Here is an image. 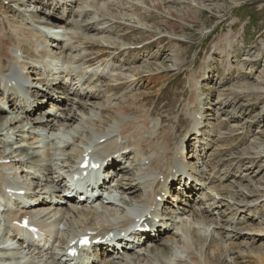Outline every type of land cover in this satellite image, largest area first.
<instances>
[{"label": "rangeland", "instance_id": "obj_1", "mask_svg": "<svg viewBox=\"0 0 264 264\" xmlns=\"http://www.w3.org/2000/svg\"><path fill=\"white\" fill-rule=\"evenodd\" d=\"M4 1L6 2H0L2 38L8 37L13 31L12 24L17 23L19 27L23 24L26 36L35 35L31 40L34 43L38 35L35 28L29 24L39 27V23L45 19L57 27L54 29H59L53 31L54 35L50 37L61 45L63 35H69L68 28L71 27L64 22L76 20L87 21L97 30L103 29L105 32L99 34L92 26L81 29V33L87 38L104 37L111 43H119V46L116 44L112 49L107 48L97 54L99 50L97 48L102 50L106 48L107 43L95 42L94 44H98L99 47L93 49L89 47L91 43L84 44L82 43L84 41H79L75 43L77 44L75 49L71 44L64 45V48L55 55H62L65 60L82 59L84 65L86 61L92 60L91 71L96 73V76L100 72L107 73L110 68H116L119 74L133 68L138 69L140 76L133 87L118 85V89L110 92L109 96H114L112 104H118L126 97L128 100L132 94H142L143 97L139 100L140 103H137V107L144 111L142 110L139 115L147 116L151 120L152 131L156 130L155 121L162 124L161 129L173 125L182 132L176 134V137L173 134L170 138H175V141L182 140L189 135L185 134V131L190 127V123L187 126V122L190 121L193 111L198 106L203 108L204 135L202 139L189 141L188 155L201 151L203 156L196 163L197 168L207 174L215 170L212 186L223 188L227 193L225 195L232 193L236 202L231 209L226 200L222 201L216 193H210L211 196L207 193L202 202L212 209L217 207L212 217L209 213V218L214 222L223 225L229 232L232 229L239 230L229 234V238L221 235L227 245L223 246L227 251L228 261L223 264H234L235 260L237 264H259L256 257L264 255V236L256 233V229L264 225V0H88L87 3L82 0L76 2L51 0L50 2L54 1L56 6L50 3L49 8L43 7L48 0H10L9 2L13 4L11 8L7 5L8 0ZM18 7L24 10V15L16 12ZM80 7H83L81 10L86 12L88 17L80 15ZM62 9L64 14L69 16L62 21L64 25L59 27L58 21L62 20L59 17L65 18ZM70 15H73V19ZM92 15H96L97 18L91 19ZM11 36L13 41L6 37L4 43H16L17 39L26 37L12 34ZM43 40L45 47L48 40L46 38ZM25 45L32 51L30 44ZM128 46H142L143 49L123 52ZM54 47L56 46L51 45V49ZM175 54L180 60L177 68L172 67L175 63ZM24 58L27 61V58ZM110 58L115 62L112 60L113 65L106 67ZM103 61L105 65L98 67ZM52 64L59 66L60 62L54 60ZM72 73L74 72L65 69L64 74ZM128 75L126 73L124 76L129 77ZM95 85L102 90L101 83ZM72 89L78 91L82 101L88 100L84 98L87 90H81L79 87ZM102 95L97 97L98 100L91 99L92 102L88 104L102 103L104 100ZM196 95H201L200 105L199 101L196 103ZM0 97L4 100L1 104L5 103L4 106H7L8 98L4 99L2 92ZM105 104L107 106L109 103ZM11 106L9 103L8 107ZM188 109L193 111L187 112ZM69 110L70 106L65 112ZM84 112L87 113L86 110ZM9 113L11 112L8 110ZM132 113V116L135 114L137 116L136 111ZM161 116L162 121L159 120ZM19 118L26 120L23 116ZM159 128L160 126L157 130ZM71 130L72 128H69V132H72ZM184 134L185 137L182 138ZM16 135L11 131L4 138L8 139V142L3 144L7 152L11 146L15 148L23 145V141H27ZM144 136L151 137L149 134ZM188 140L187 138L186 142ZM181 142L175 144L179 145ZM13 156L17 161L26 159L25 153ZM182 156L185 160L183 153ZM18 171L21 173V168L16 172ZM127 174L131 176L133 171ZM124 183L125 181H121V185ZM211 198L214 200H210ZM191 207L184 209V216L190 214L188 211H191ZM236 233L239 234L235 235Z\"/></svg>", "mask_w": 264, "mask_h": 264}, {"label": "bare ground", "instance_id": "obj_2", "mask_svg": "<svg viewBox=\"0 0 264 264\" xmlns=\"http://www.w3.org/2000/svg\"><path fill=\"white\" fill-rule=\"evenodd\" d=\"M70 1L76 2V0ZM82 1L85 3L88 2V0ZM81 8L83 7H80V15L84 14L88 17L89 15H86V12L81 10ZM92 18L95 19L97 16L92 15L91 19ZM64 20H66V18ZM136 20L138 21L137 18ZM97 21H99V19L96 20V22ZM48 22L47 20L42 19L39 26L44 30L57 28L55 25H51ZM96 22L95 24L99 25V23ZM64 23L71 26L68 28L70 34L67 36L63 35V40L60 41L63 46L60 48L54 47V49H51V45H54L55 43L57 45L59 42L52 40L51 37L46 38L40 29H35L38 37L35 39L34 43H32L31 40L35 38L34 34L28 35L30 36L28 37L26 36L27 34H25L26 29L23 27V24L19 27V24L11 23L13 31L10 32L8 37L5 36V38L7 37L13 41V39H11V34L26 37L23 39H17L16 43H4L5 38L0 36V84H2L3 78H8L9 76L14 77L12 69L13 66H17L20 73L25 74V76L36 73L37 70L39 71V69H41L42 72L36 74L38 77L35 78L36 82L33 84L38 89L41 87L46 91V89H49V85L51 84L50 81L55 82L59 77H62L63 79L65 78L66 80L70 79L71 82L73 81V84H69L71 87L76 86L77 80L80 89H82V87H85V90L88 89L91 85L90 80H84L82 82V77L86 74V71L81 66H88L92 61L85 60L86 65H84V63H82L84 60L82 59L65 60L62 55L56 56L55 54H57V52L59 53L60 50L64 48V45L68 46L71 44L72 48L75 49L77 47V44L75 43H78L79 41H84L82 42L84 44L91 43L89 47L93 49L99 47L98 44H94L95 42L98 43L99 41H104L107 43L106 48L102 50H100L101 48H97L99 49L97 50V54L103 52L107 48L112 49L117 43H111L104 37L100 39L87 38L85 34L80 31L81 29L91 28V23H88L87 21L78 22L72 20L71 22ZM92 28H94L99 34L105 33L103 29H100L101 31L97 30L94 25ZM50 35L53 36L54 32L52 31ZM45 38L48 40V44L43 47V43H45L43 39ZM91 40H94V42H91ZM26 43L31 45L33 52L28 49L25 45ZM117 45L119 46L120 44L118 43ZM123 46H125V44H123ZM24 57L31 61L24 60ZM60 57L64 60L62 62L63 65H53L52 63L54 60L61 63ZM177 57V54H175V63L172 67L177 68L180 64L178 62L180 60ZM112 60L114 59L112 58ZM5 62L7 63V67L4 65ZM69 65L70 67L67 68ZM61 66L68 69V72L74 73L64 74L65 71L60 72ZM119 73L120 72L117 73V70H113L109 76L97 78L102 81V88L104 87L103 90L100 91V93L104 95V100L100 104H88L92 102L90 99L98 100L94 96L88 98L89 93H86L88 100L82 101V98L80 97L75 99L70 98L71 90L69 91L68 88H59L61 91L58 92L63 97H56L55 99H51V101L54 102L55 100L65 99L64 102L68 103L67 105L70 106L71 110L59 114L57 120H48L46 124H41L38 127L34 123H26L24 125V122L27 121L20 119L17 113L15 116L7 115L4 111V107H2L6 104H1L0 146L3 147V144L8 142V139L4 138H6L11 131L14 132V134H17L16 136H19L20 139L22 138L27 141H23V145H19L15 148L11 146L9 152H7L4 147L1 149L0 161L9 160V165H0V186L3 181L7 180L6 176L17 177L19 184L24 185L27 191L35 193L36 196L39 195L41 201H43L44 198H47L52 194L51 190L61 187L60 184L64 178L68 177V173L74 168L75 160L81 155L84 156L90 149L93 153L89 154V156L91 157L92 155H95L96 158L102 157V162L113 159L118 153L127 152V154L124 155V157H127L126 162H129L128 159L131 160V158H129L130 156L133 159L132 162H129L127 169L133 166L136 171L131 176L127 174L128 172L120 173L119 177L116 175L117 185L116 189L112 192V194H116L108 196L109 202L106 205H100L93 208H78L76 206H71L70 208H54L52 210H50V207L39 205L35 207L34 211L30 207L28 211L23 212L25 213L24 215L26 216L31 215L33 212H39L38 218H29L31 222L32 220L34 222H39L37 227L40 231L45 229L43 231L44 234L54 228V223L51 224L53 212L60 214L57 221L59 225L63 226V230H55L57 236L55 239V248L49 243L41 245L34 240H30L26 243L21 242L17 237L9 234L7 230L0 228V264H75L66 260L64 255H62V247L67 240L81 234H87L88 232L95 233L96 235H113L115 229L127 225L130 219L134 222V219L130 218L128 215L129 213H132L133 211L136 213L142 212V208H145L147 212L139 216L138 220L144 219L143 222H148V220H146L148 218H159V226L153 234L155 236L164 234L165 236L158 238L157 241L154 240L155 242L149 239V242H154L151 243L150 248L144 247L143 245L142 248H137L135 253H130L125 259L119 261H114L119 258L118 255L115 256L116 251H113V254H111L110 252L112 250L108 248H103L99 255L94 254L92 260H95L99 264H223V262H226L227 251H225L224 246L227 245L221 235L229 238V234H233V231L236 232L239 230L235 231L232 229V231L229 232L223 225L220 226L217 222H214L212 218H209V213H211L212 217L214 215L212 213L217 207H213L212 209V207L205 205V203H202L203 201H201L202 208H200V206H192L191 211H188L190 214L184 216V210H176L173 209L172 206V208L168 209L166 206L167 204L163 200L164 196L168 194L165 189H170L168 188L167 180L168 182H171L178 178L181 181L184 176L181 172L187 168L193 169V172H196L192 165L198 163L203 154L199 152L195 159L193 158L194 156H187L184 160L182 151L185 148V142L188 137H182L183 139L181 138L182 140L178 141H175V138H170L173 134H175L176 137V134H181L182 132L180 129L178 131L173 125L167 128L162 127L161 129L162 124H158V122L155 121L156 130L152 131V128L150 127L151 120L147 118V116L139 115L143 109H140L139 106L137 107V103L143 97L142 94H132L129 96L128 100H126V97L118 104L116 103L110 106V101H114V96L110 97L109 93L116 91L118 85L119 87H133L136 81L135 78L140 76L138 69L135 70L134 68L127 70L122 74ZM126 73L127 75L129 74V77L124 76ZM61 74L64 75L62 76ZM72 75L74 76L73 78H71ZM91 89H95V92H98L101 88L94 86ZM57 90L58 89H52V91ZM27 94L33 97L37 92L35 90H27ZM73 94L75 97L80 95L75 94L74 92ZM194 96L193 98L191 97L192 101L195 100ZM196 96L197 103L198 98L201 97V95ZM41 101L42 99L28 106L23 104V102L18 101L17 106H14V109L34 113L38 104L42 103ZM105 102H108L109 104L106 106ZM200 102L201 99H199L198 105H200ZM7 103H10L9 100ZM14 109L8 107V110ZM196 109L197 108H195V110ZM85 110L87 113L84 112ZM189 110L190 109H188L187 112H189ZM130 111L131 113L136 111L137 116H135L136 114L132 116L134 113L131 114ZM202 114L200 113L199 108L194 111L190 120V127L185 131L186 134L191 135V133L194 132L192 134H196L197 139H202L203 132L199 129V125L202 124ZM162 118L163 116L159 117V120L162 121ZM158 126H160V128L157 130ZM69 128H72V132H69ZM116 133L119 135L120 141H118V138L115 135ZM197 133L199 137H197ZM146 134H149L151 137H147L148 135L144 136ZM39 136L41 139L47 140V143L50 145L46 144L45 148L44 146L42 147L39 142L40 140L38 139ZM102 139L105 141L100 144L99 141ZM180 141L182 142L179 145L175 144ZM28 150H32V152L28 153ZM23 153H25L26 159L22 158L18 161L17 159H13V155ZM194 161L195 163H193ZM189 162L191 163L190 166L192 168L189 166ZM5 168L8 169L9 173L1 171V169ZM20 168L22 174L26 173L24 176L19 177L17 174L20 175L21 173L16 171ZM24 168L26 169L25 172ZM181 168L184 169L181 170ZM117 170L118 172L120 171V169ZM124 174L126 176H124ZM38 175H42V177H39ZM204 177L205 175L201 172V180L197 177L204 188L203 191L207 189L209 196H211L210 193H216L222 201L226 200L229 208L233 209L236 202L232 197V193L225 195L226 191L223 188L210 186L212 184L211 181L209 183L205 182L208 186L206 187V184L202 181L205 179ZM42 178H44V180H42ZM121 181H125V183L121 185ZM56 183L58 184L57 186H55ZM48 184H53L55 187H49ZM169 186L177 187L175 189H177V191H182V195H185L186 197H189V195L185 194L188 190L191 192V190L196 188L192 185H188L187 182L183 185V188L179 184L178 186H174L173 183ZM172 191L171 193H173ZM174 193L175 199L180 198L179 192ZM27 196L31 200L34 198L29 195V193H27ZM158 197L162 200V205L155 202ZM210 200H214V198H211ZM236 205L238 206V204ZM157 206L159 207L158 210L160 211V215L156 214L155 207ZM166 209H168V211H166ZM185 209H190V206ZM135 216L136 214L134 217ZM263 226H259V228L256 229V233H258L259 236L262 235V237L264 236ZM162 228L165 229L163 230ZM168 231L169 233L166 234ZM238 234L239 233H236L235 235ZM139 239L142 240L141 237ZM136 243L139 244L140 242L138 241ZM99 249L100 248H94L92 251L95 252ZM35 250L36 252H34ZM232 257L234 256L232 255ZM256 258L259 264H264V255L261 257L257 256ZM235 261L234 264H237Z\"/></svg>", "mask_w": 264, "mask_h": 264}]
</instances>
